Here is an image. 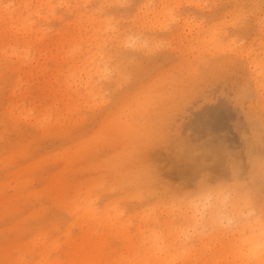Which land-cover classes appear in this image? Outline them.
<instances>
[{
	"label": "rangeland",
	"instance_id": "1",
	"mask_svg": "<svg viewBox=\"0 0 264 264\" xmlns=\"http://www.w3.org/2000/svg\"><path fill=\"white\" fill-rule=\"evenodd\" d=\"M260 4L0 0V264H243L226 234L264 232L259 204L201 188L193 156L247 159L259 142L264 82L245 51L264 71ZM192 29L194 50L181 42ZM201 94L218 100L198 113ZM137 123L148 133L134 144Z\"/></svg>",
	"mask_w": 264,
	"mask_h": 264
},
{
	"label": "snow or ice",
	"instance_id": "2",
	"mask_svg": "<svg viewBox=\"0 0 264 264\" xmlns=\"http://www.w3.org/2000/svg\"><path fill=\"white\" fill-rule=\"evenodd\" d=\"M260 8L264 12V0H261ZM207 159L212 160L213 157ZM146 178L152 183H158L151 169L146 170ZM194 180L201 188L227 193L228 198L242 201L249 209H254L258 203L260 222L264 229V114L259 142L250 141L247 159L238 157L236 152L217 151L214 165L198 166ZM161 191L163 194L178 195L181 188L168 185Z\"/></svg>",
	"mask_w": 264,
	"mask_h": 264
},
{
	"label": "bare ground",
	"instance_id": "3",
	"mask_svg": "<svg viewBox=\"0 0 264 264\" xmlns=\"http://www.w3.org/2000/svg\"><path fill=\"white\" fill-rule=\"evenodd\" d=\"M203 31H205V30H203ZM198 32H199V30H193V29H192V31L190 30L189 33H188L189 34V37H186V38L182 39V41H181L182 42V46L185 47V48H187L188 45H189L188 48H191L192 50H194V47L192 46V42L195 40L196 34ZM203 34L205 36V33H203ZM218 41L220 42L221 40H218ZM195 49H197V48H195ZM180 51H181V53L183 52L182 49ZM245 53H246V57L248 59L247 60V62H248L247 68H248V70L251 71L252 74H255V76H254L255 81L253 82V84L260 91L263 88V82H264V79H263L264 78V71L262 70V63H261L260 59H256L254 57H250L249 51H245ZM186 79H187L186 77L181 76V78L175 80L174 84L175 85L180 84V83L186 81ZM262 92H264V90H262L260 93H262ZM208 96L209 97L207 98V96L206 95H203V94L197 95V97L194 99V104H195L194 109H195V112H198L199 113V111L202 109L203 106H205V105L209 104L211 101H213L212 99L215 98V99L218 100V97H216V96H213V95H210V94H208ZM138 101L139 102H137L136 105H135L136 106L135 109L140 108V105L139 104L142 103V101H140V100H138ZM187 103L188 102H187V99L186 98H184V99H181L180 98L178 101H176V106L182 105V104L183 105H186ZM214 114H215V116L219 120V121H217V123H220V120L224 116L226 118H229L231 116L230 115V112L227 111V109L224 108V111H222V109L220 107L217 108V109H215ZM199 117H200V114H199ZM231 119H232V117L229 118V121ZM179 121H183L184 125H187L189 123L188 119H183V120L180 119ZM181 125H182V123H181ZM181 125L179 124L178 126H181ZM128 126L129 125H126L125 124V126H124L125 132H127V129L126 128ZM146 127H147V125L138 124V123L134 125V128L131 129V131L128 133L129 135L132 134V136L134 137V138L133 137H130L132 143L139 144V141H141L144 138V132L145 133H148ZM162 127H163V135H164L163 140L167 141V140L170 139V135H169V133H170V127H169V124L168 123H165V124L162 125ZM218 130H219V128H218ZM195 131L196 132H202L198 128L195 129ZM189 135H190L189 138L188 139L186 138L187 140L184 138V141L181 140L179 142V146L181 148H184L183 146H186L187 147V145H188L187 142L189 143V146L188 147H191V146L192 147L193 146H196L197 147V146H200L201 145V143H199L198 140L196 139L195 133H189ZM177 137H178V139H177ZM183 137H186V136H183ZM136 138H138V139H136ZM177 140H179V135L176 132V135L174 136V139H173L172 142H177ZM181 144H183V146H181ZM192 149L193 148H188V151H191L192 152ZM190 158H191V154H190ZM193 159L199 165H202V164H207L208 165V163H206V162L203 161L201 155L200 156L195 155V156H193ZM149 161H150V163H153V161L151 160V157L149 158ZM194 208H196V206H194ZM195 214H193V215L190 214V218H189L190 221H191V219H193V217H195ZM243 229H244V227L242 226L240 229H238L237 232H231V233H228L229 232V230H228V232L226 234V235H228V237L230 239H233V241L236 242V245H237L236 246V252L238 254L239 260L243 264H250V260L249 259L250 258H252V259L254 258V260H257V264H264V232H261V233H249L248 235L245 234L244 236H242L243 233L241 234V231ZM214 234H218V232H215ZM155 253H156V256L159 257V258H164L166 256L165 253H164V251L160 247L157 248V250L155 251Z\"/></svg>",
	"mask_w": 264,
	"mask_h": 264
}]
</instances>
